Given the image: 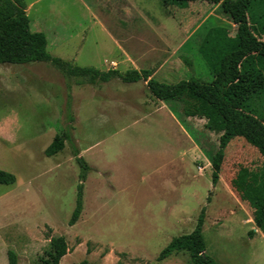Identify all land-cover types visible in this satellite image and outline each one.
I'll use <instances>...</instances> for the list:
<instances>
[{
    "label": "rangeland",
    "instance_id": "rangeland-1",
    "mask_svg": "<svg viewBox=\"0 0 264 264\" xmlns=\"http://www.w3.org/2000/svg\"><path fill=\"white\" fill-rule=\"evenodd\" d=\"M25 2L30 30L46 35L51 55L100 70L115 60L120 72L149 69L168 84L210 82L198 44L212 27H226L231 36L236 30L206 1ZM248 17L264 39V4L254 2ZM240 82L239 102L264 120V60L248 58ZM69 92L72 143L91 167L72 226L79 175L73 144L44 153L69 125ZM205 123L184 116L181 104L153 98L143 80L77 85L46 62L1 64L0 169L16 182L0 184V264H8V250L18 264H44L49 239L57 236L68 247L60 264H192L186 251L157 257L173 237L194 229L202 208L206 253L216 264H264V233L254 225L264 199L263 158L244 138H233L212 185L209 157L220 133ZM191 143L203 152L194 154Z\"/></svg>",
    "mask_w": 264,
    "mask_h": 264
},
{
    "label": "trees",
    "instance_id": "trees-1",
    "mask_svg": "<svg viewBox=\"0 0 264 264\" xmlns=\"http://www.w3.org/2000/svg\"><path fill=\"white\" fill-rule=\"evenodd\" d=\"M165 6L183 7L188 2L206 1L218 4L221 13L236 26L234 35L226 27L216 26L207 31L199 47V54L205 61L213 79L202 82L191 77L173 84L160 82L152 77L148 69H129L120 72L116 69L101 71L91 66H77L68 60L53 56L47 51V40L43 32H31L26 13L25 0H0V65L46 62L52 65L66 79L74 78L77 85L105 83L114 78L124 83H135L143 80L149 94L167 104L182 105L186 117L204 118L208 130L219 132L218 147L209 157L212 185L219 178L224 159V150L230 140L242 137L253 145L263 158L264 170V120L251 109H246L238 100V91L250 87L249 81L240 82L243 63L252 56L264 60V39L258 29L249 22L248 12L254 2L264 4V0H160ZM241 83V85H240ZM70 89V85L67 84ZM252 88V87H250ZM249 89V88H248ZM249 92V90H248ZM71 95L67 93L66 111L69 124L61 134L54 136L44 153L53 156L60 152L65 142L72 143L70 114ZM72 154L79 166L78 184L76 187L75 206L68 224L72 226L80 217L83 207L84 181L91 167L72 145ZM14 174L0 169V184L13 185ZM257 186V184H256ZM209 199V197L207 198ZM205 209L202 208L194 229L187 234L173 237L160 251L157 260L161 261L176 252L186 251L192 264H216L206 253V243L202 234ZM254 225L264 233V199L259 205V212L254 218ZM255 230L248 231L253 237ZM50 250L44 264H60L61 258L68 252L64 236L49 239ZM8 264H18L14 251H7ZM77 264H86L83 260Z\"/></svg>",
    "mask_w": 264,
    "mask_h": 264
},
{
    "label": "crops",
    "instance_id": "crops-1",
    "mask_svg": "<svg viewBox=\"0 0 264 264\" xmlns=\"http://www.w3.org/2000/svg\"><path fill=\"white\" fill-rule=\"evenodd\" d=\"M26 3V2H25ZM162 3V2H161ZM27 6V5H26ZM216 6H218V4H216ZM29 7H30V5L29 6H27L26 7V13H27V11H28V9H29ZM28 15V14H27ZM207 33V32H206ZM46 36V35H45ZM46 40H47V38H46ZM47 44H48V41H47ZM199 46H198V52H199V47H200V45H201V41L199 42V44H198ZM46 48H47V46H46ZM113 62H111V67H109V62H106L105 61V63L108 65L107 66V68H106V70H101V71H107V70H109V69H116V70H118L117 69V63L116 62H114L115 60H112ZM72 64H74V65H76L75 63H73V61H70ZM118 64H119V62H118ZM77 66H79V65H77ZM95 68V67H94ZM96 69H98V68H96ZM98 70H100V69H98ZM149 70V69H148ZM119 71V70H118ZM151 71V70H150ZM152 72V71H151ZM152 77H153V73H152ZM154 78V77H153ZM145 85H146V83H145ZM191 144H193V143H191ZM197 150V153H195L193 150ZM199 150H201V152H203L202 151V149L200 148V146H199V144H197V145H195V144H193L192 145V152L194 153V154H198L199 153ZM81 153H83L84 154V150H81ZM199 154H201V153H199ZM200 156V155H199ZM208 166L209 165H205L203 168L204 169H207L208 168ZM202 167H199V169H203ZM258 231V230H257Z\"/></svg>",
    "mask_w": 264,
    "mask_h": 264
}]
</instances>
